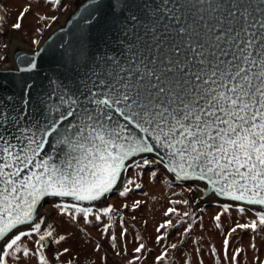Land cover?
<instances>
[{
	"label": "snow or ice",
	"instance_id": "6c2138e0",
	"mask_svg": "<svg viewBox=\"0 0 264 264\" xmlns=\"http://www.w3.org/2000/svg\"><path fill=\"white\" fill-rule=\"evenodd\" d=\"M45 6L67 8L65 0H30L11 28L22 31L31 7ZM76 7L67 40L50 48L31 40V56L13 70L14 92L5 94L0 81V264L32 257L54 264L69 251L46 254L49 242L66 240L51 225L42 230L46 198L72 222L107 217L108 234L119 213L96 202L120 185V197L130 186L140 189L130 170L137 178L147 172L155 179L163 170L177 182L202 183V199L229 202L217 222L233 208L242 217L251 212L223 240L224 260L240 264L244 250L230 254L229 238L264 232V0H82ZM57 19L38 15L43 28L35 33ZM169 226L171 219L156 232ZM165 239L157 235L156 243ZM111 240L115 248L117 237ZM176 249L166 247L155 264H167ZM144 250L141 243L134 252ZM256 264L264 259L256 256Z\"/></svg>",
	"mask_w": 264,
	"mask_h": 264
},
{
	"label": "rangeland",
	"instance_id": "374dc122",
	"mask_svg": "<svg viewBox=\"0 0 264 264\" xmlns=\"http://www.w3.org/2000/svg\"><path fill=\"white\" fill-rule=\"evenodd\" d=\"M72 0H65L68 5ZM30 0H0V16L4 19L0 20V56L4 59L0 60V65L8 64L7 45L8 32L13 31L28 48H33L32 39H40L42 34L35 33L36 28H43L42 24L37 22L38 15H47L51 17L57 16L60 11L48 9L47 6L37 8L31 7L23 20V30L15 31L11 25L16 22L20 11L29 6ZM53 21L49 20L51 25ZM128 177L136 179L141 185L140 189L132 187V191L128 192L126 197H120L118 192L123 190V185L111 195L106 203L99 207L113 205L119 213L112 221V228L108 234H102L104 225L109 223L108 218H103V223L90 218L89 224H84L83 220L72 222L67 216H61L55 208L52 207L53 201L43 206V211L48 214L42 230H51L56 238L59 235L66 237L59 245L53 243L49 258H53L56 253L63 252L65 248L69 251L65 253L60 260L54 261V264H129L136 255H140L141 259L135 260L134 264H155V258L166 247L176 244V250H170L167 264H230L223 258V240L229 229L236 222H247L252 213L241 216L235 208L229 213L222 216V220L217 222L214 216L218 212H222L221 205H195L194 200L199 194L198 186L194 184H177L171 181L165 172L161 170L155 179L150 178L146 172L141 178H137L131 170L127 174ZM195 189L189 192L188 189ZM188 200L187 205L183 203L172 204L171 201ZM136 201L140 203L133 208ZM58 202V201H56ZM59 203V202H58ZM127 205V207H123ZM169 208H175V212L165 216L164 213ZM188 212L189 216H183ZM123 217V228L126 233L123 237L121 232V219ZM171 219L172 225L157 233L156 229L165 221ZM217 223L221 224L217 228ZM192 225L191 231L186 235L181 234L185 229ZM164 234L166 239L160 244L156 243L157 235ZM117 237L116 247L113 248L111 236ZM255 235V239L252 237ZM34 239V238H33ZM230 254L237 248L243 249V253L238 257L240 264H256V256L264 259V232L253 234L251 232H238L230 238ZM145 245L142 254H136L134 249L139 244ZM251 243L257 245L258 251L250 247ZM99 245V250L96 246ZM26 246L32 247L31 240L26 241ZM216 250L214 255L212 249ZM119 253V254H118ZM25 264H36V258L25 259Z\"/></svg>",
	"mask_w": 264,
	"mask_h": 264
},
{
	"label": "water",
	"instance_id": "95a60500",
	"mask_svg": "<svg viewBox=\"0 0 264 264\" xmlns=\"http://www.w3.org/2000/svg\"><path fill=\"white\" fill-rule=\"evenodd\" d=\"M82 0H72L65 10H61V12L57 15L58 19L55 22H52L51 26L45 30V32L40 37L41 45L45 48H50L54 45L58 46L62 40H67V33L74 28L75 20L73 19L74 14L79 11L76 7L77 4H81ZM69 21H72L69 23ZM63 29V31H61ZM33 48H28L25 46L20 38L13 32H8V41H7V57L8 64L0 65V81L6 84V88L4 89L5 94L15 91V83L18 80L17 74L13 71L17 64H19L20 59H23L25 56H31ZM15 61V63H14ZM45 68L48 67L47 63L44 65ZM166 174V173H165ZM167 177L177 184H194L198 186L199 194L194 200L195 205H209L216 204L222 205L224 203H229L225 201L223 198H217L209 194L208 196L201 198L202 192L201 190L204 188V185L200 182H177L170 174H166ZM121 185L118 187V189ZM117 189V190H118ZM116 190V191H117ZM116 191L111 193L113 195ZM105 198L103 202H96V207L103 205L106 203L107 199ZM53 201V198H46L41 202L39 215L43 216V206ZM58 202H61L57 199ZM71 203V201H63ZM44 217V216H43ZM53 247V242H49V247L46 249V254L50 255Z\"/></svg>",
	"mask_w": 264,
	"mask_h": 264
},
{
	"label": "bare ground",
	"instance_id": "6f19581e",
	"mask_svg": "<svg viewBox=\"0 0 264 264\" xmlns=\"http://www.w3.org/2000/svg\"><path fill=\"white\" fill-rule=\"evenodd\" d=\"M43 216L45 218V221L47 220L48 214L43 211Z\"/></svg>",
	"mask_w": 264,
	"mask_h": 264
}]
</instances>
